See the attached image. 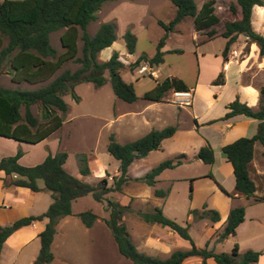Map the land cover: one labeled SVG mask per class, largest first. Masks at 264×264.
<instances>
[{
  "label": "trees",
  "instance_id": "trees-1",
  "mask_svg": "<svg viewBox=\"0 0 264 264\" xmlns=\"http://www.w3.org/2000/svg\"><path fill=\"white\" fill-rule=\"evenodd\" d=\"M115 0H3L0 2V75L6 70L16 84L37 85V88L24 89L0 85V137L13 139L28 144H38L56 133L64 123V115L68 112L65 95H71L76 101L79 97L75 88L83 83H92L96 88L110 82L114 95L121 101L132 104L138 100L134 85L126 82L122 71L127 66L119 59V53L114 51L107 61H100L98 56L117 40L116 27L111 22L102 23L97 32L91 36L88 26L96 20V12L107 2ZM175 6V16L169 23L159 21L164 29L156 53L138 57L129 68L135 69L142 63L157 67L164 63L163 47L169 35L176 26L188 17L194 19L197 31H208L209 37L216 34L213 26L220 22L215 12L214 1H206L198 9L195 0H171ZM264 6V0H234L229 10L233 19L225 22L221 37L225 39L222 56L226 57L230 47L240 35L247 41L256 44L259 55L264 57V35L257 32L252 25V13L255 7ZM64 30L60 41L64 51L58 53L51 44V35ZM128 54L135 53L137 38L129 30L123 35ZM79 42L82 43L80 48ZM176 52H180L177 50ZM74 62L79 67L74 70H62L64 64ZM223 71L218 74L212 85H224ZM190 87L177 77H168L156 81L155 86L144 93L143 100L161 102L170 91L189 92ZM39 111V117L33 108ZM228 112L217 121L227 120L237 115H243L257 120L256 134L251 138H239L222 147V153L231 164L235 176V191L247 198L253 197L256 202H264L263 197H255L256 185L250 177V166L254 158V147L260 143L264 149V86L260 89L258 109H254L238 98L230 102ZM216 122L212 121L211 123ZM177 131V126L171 125L163 129H153L144 136L127 143H120L115 135L109 136L107 152L119 161L118 175L109 185L106 178L97 184H91L70 174L64 165L66 152L49 154L43 162L35 166H24L19 163L23 152L18 150L14 156L0 160V172L7 176H16L11 184L29 188L39 192L45 190L51 194L52 202L46 212L37 216L22 217L8 226H0V256L7 238L16 230L29 226L37 221H45V228L39 234L40 250L33 264H53L55 255L52 243L57 233L59 221L73 215V203L79 198L91 197L95 202H106L109 213L103 221L110 230L119 254L132 264H183L187 257L198 256L206 264L213 258L216 264H253L257 263L262 252L247 250L239 253L238 244L234 245L231 254L216 253L213 249L199 248L189 234V224L181 225L167 217L161 208L151 207L149 210L135 211L130 204L123 205L106 196L112 192H122L130 182H140L154 187V196L166 198L170 188H156L157 177L167 169H174L189 160L185 153L166 159L138 178H131V165L146 158L150 152L159 150L165 139L171 138ZM264 156V151H263ZM197 160L205 164L215 162L214 150L210 144L202 146ZM79 173L82 176L91 174L88 156L85 153L77 156ZM213 178L212 174L207 175ZM42 181L44 188L38 182ZM194 180H191V183ZM220 188L228 194L223 187ZM192 184L190 199L192 198ZM230 195V194H228ZM135 212L144 222L168 227L188 241L189 250H176L168 258L161 259L140 252L134 244L123 216ZM189 215L194 220L207 219L213 223L220 221V214L215 209H209L205 203L201 209H190ZM87 228L94 226L98 215L92 210L76 214ZM245 207L237 206L231 209L227 220L218 233L216 242H223L236 235L237 227L244 221Z\"/></svg>",
  "mask_w": 264,
  "mask_h": 264
},
{
  "label": "rangeland",
  "instance_id": "rangeland-1",
  "mask_svg": "<svg viewBox=\"0 0 264 264\" xmlns=\"http://www.w3.org/2000/svg\"><path fill=\"white\" fill-rule=\"evenodd\" d=\"M2 1L0 0V2ZM195 1L198 9H200L209 0ZM213 1L215 12L220 19V22L212 27L216 32L214 36L209 37L207 34L210 29L197 31L194 27V19L188 17L176 26L174 32L166 40L162 49L164 52L163 64L151 67L148 63H142L141 66L135 69H131L129 66L135 63L138 57L143 54L151 57L156 53L157 45L164 35V29L158 22L169 23L175 16V6L171 0H115L105 3L96 12V20L89 24L88 32L93 36L104 22H111L115 25L117 40L111 47L101 51L98 58L100 61H107L114 51L119 53V59L127 66L122 71V77L126 82L134 85L138 100L133 104L121 101L114 95L109 81L99 88H96L92 83L78 85L75 88V93L79 97L78 101L73 99L71 95L64 96L69 109L64 115L62 127L50 138L58 144L55 145L56 147L51 146L52 151L44 148V151L48 152L47 155L66 152L68 157L64 167L67 172L91 184H97L106 178L108 184L113 185V178L118 175L120 163L107 152L109 136L114 134L116 140L120 143L131 142L141 136L139 133H131L129 126L121 122L119 118L122 115L128 116L131 110H137L140 105L148 104V101L142 99L144 93L151 90L156 81H162L169 75L184 80L190 86L197 85L198 87L193 108H186L185 110L187 114L183 121L184 124L190 121L188 115H193V113L201 121L221 117L226 110V105L236 98V78L232 73L236 67H232L229 72L226 86L215 87L211 85V81L217 77L216 71L221 66V61H223L221 69L223 72L226 68L225 64L229 63L230 60H237V62L243 64L247 57L251 56L250 45L252 43H249L245 36L240 35L230 47L226 57L222 56L226 41L221 37V34L225 22L233 19L229 6L234 0ZM252 25L257 32L264 35V6L253 9ZM127 30L131 31L137 38L135 53L132 55L128 54L123 40V35ZM63 31L51 35V44L57 49L58 53L64 51L60 41ZM79 46L81 48V42H79ZM177 50H180V52H176ZM261 58L258 55L253 59L249 70H246L242 75L244 81L257 79L261 83L264 80V72L258 71ZM78 67V64L70 61L64 64L61 71L67 69L74 71ZM144 67L146 69L143 70ZM0 85L11 88L33 89L43 84H16L12 82L10 74L5 70L0 75ZM214 95L217 98H214ZM165 99L166 102L174 104L180 102L188 106L192 103V94L190 92L189 97L177 96L176 92L170 91ZM33 111L39 117L38 109L34 107ZM167 115V121L170 124L174 123L175 117L169 113ZM189 130L187 128L182 130L186 136H189L164 142L162 149L152 151L146 158L139 160L130 169L129 176L136 178V176L143 175L162 161L180 155V153L191 154L193 148L200 142V136H190ZM82 153L88 156L91 169V174L87 176H82L79 173L77 156ZM187 164L176 169L170 175L176 178V181L173 183L172 194L168 203L163 207V212L167 217L183 226L189 224L191 238L197 247L203 249L207 243L205 233L201 230V222L191 225L192 222H188V212L192 204L190 199L191 178L202 176L208 171L209 166L202 161L191 159L187 161ZM216 176L221 182V177ZM201 182H204V180H200L197 185L200 192L197 194L196 204H199L206 191L204 183L201 184ZM156 187L166 188L167 184H158ZM153 192L154 190L148 188L147 185L132 181L124 187L122 192H112L106 197L123 205L130 204L135 211H146L152 207L151 200L154 201L153 197H155ZM260 205L262 204H255L254 208L250 209L248 213L258 214L260 207H262ZM105 208L106 202L98 203L91 197H84L76 201L75 210H92L98 215V222L96 221L98 228L96 229L105 241L100 239L97 243H91L82 234V238L79 237V240H77V246L68 243L55 248L56 259H54L53 264H132L119 254L111 232L103 221L109 215ZM123 217L125 222L131 225L134 236L141 237L140 235L147 233L145 227L141 226L140 228L138 227L140 225L136 224L139 216L135 212L126 213ZM218 233L213 239H216ZM239 239L242 240V234L239 237L235 235L230 239L227 238V241L225 240L219 244H216L215 241V244L213 243L208 249H215L218 253L231 254L234 245L239 244ZM68 242H72V240ZM73 244L76 245V242L73 241Z\"/></svg>",
  "mask_w": 264,
  "mask_h": 264
},
{
  "label": "crops",
  "instance_id": "crops-1",
  "mask_svg": "<svg viewBox=\"0 0 264 264\" xmlns=\"http://www.w3.org/2000/svg\"><path fill=\"white\" fill-rule=\"evenodd\" d=\"M250 48L251 56H248L243 64H240L237 62V60H230L229 63L225 64L226 68L223 72L225 76L224 85H212V82L216 78L211 81V85L215 87L226 86L228 82V76L230 74L229 72L231 71L232 67H236V69L232 72L236 78V98H238L242 103H245L254 109H258L260 102V89L264 86V80L260 83L257 79H251L247 82L242 79L243 73L246 70H249L253 59L259 55V48L256 44H251ZM222 67L223 61H221V66H219L216 71L217 76L220 72H222ZM258 71L264 72V57L261 58ZM168 77L174 76H166V78ZM188 86L190 87L189 92L192 94L191 105L185 106L180 102L177 104L168 101L166 102L165 97L161 102L148 101V104L140 105L137 110H131L128 116L122 115L119 120L129 126L131 133H139L141 135L139 137L144 136L153 129H163L171 125L177 126L176 133L171 138L165 139L162 142L160 149H162L164 142L170 140L174 141L182 137L184 138L186 134L182 130L186 128L190 129V136H200V142L196 147L193 148V152L191 154L185 153L188 158L193 161H197L195 156L197 155L199 149L206 144H210L214 150L215 162L211 165L207 164L209 166L208 171L202 176L191 178L194 181L191 183L193 187V193L190 209H201L203 204L206 203L209 209H215L219 212L220 221L216 223H213L207 219L195 221L191 215H188V222H192L190 223L191 225H196V222H201V230H203L205 233L206 243L208 244V247H210L213 243L215 244L216 239H213V237L218 232L220 233L222 231L231 209L237 206H244V221L236 229V235L238 237L240 234H242V240L239 239V244L237 243L239 246V253L242 254L247 250L262 252L258 262L253 264H264V202H256L253 197L247 198L236 193L233 168L222 153V147L225 145L230 144L239 138L253 137L257 132L259 122L243 115H237L227 120L217 121L228 112V109L225 107L226 110L224 114L219 118L201 121L200 118H197V115L193 113V115H188L190 117V121L184 124L183 121L185 120V115L187 114L185 110L186 108H193L198 88L197 85ZM215 95L214 98H217ZM167 113L175 117L176 120L174 123L170 124V122L167 121ZM212 121L216 122L211 123ZM204 131L208 132L204 133ZM51 136L38 144H28L24 142H18L13 139L0 137V160L5 157L14 156L18 150H21L23 152V156L19 159V163L21 165L35 166L40 164L48 156V152L44 151V148L51 150V146L58 144L56 141H52L50 139ZM263 151V146L260 143H256L254 147V158L249 170L250 177L256 185L255 197L264 196ZM138 161L139 160L135 161L131 165L130 169L135 166ZM185 165H188L187 162L186 164H182L181 166H178L174 169L164 170L157 177L156 185L167 184L166 188L163 187L160 189L170 188V192L166 198L153 197L154 201L151 200L152 207H159L163 211V207H165V205L168 203V200L172 194L173 183L176 181V178H173L170 175L176 169ZM208 174H212L214 179L208 177ZM143 175L136 176V178ZM216 175L221 177V182H219ZM15 177L16 176H7L3 171L0 172V226H8L22 217L40 215L46 212L52 202L51 194L45 190L34 192L29 188L12 185L11 181ZM202 179L204 182H201V184L204 183L206 191L202 200L199 201V204H196L195 202L198 197L197 194L200 192L197 185ZM41 182L42 181H39L38 185L43 189L44 184ZM220 186L223 187L230 195L225 193L220 188ZM150 188L154 190V187ZM76 201L73 203V215L62 218L57 225V233L52 243V251L54 252V255L55 248L59 247L60 245L71 243L73 246H77V240H79V237L82 238V234L89 241H91V243H97V241L99 242L100 239L104 240V237L99 235L98 229H96L98 228V221L93 227L87 228L76 216L77 213L82 212L74 209ZM255 204H262L260 205L262 206L260 207L262 210L259 209L258 214H249V210H252ZM123 220L125 222L124 217ZM45 223V221H37L29 226L22 227L11 234L5 241L1 251L0 264H33L40 250L39 234L44 230ZM125 224L137 249L148 256L166 259L176 250L185 251L191 248V245L188 241L182 239L168 227L146 223L139 217L136 224L140 225L138 226L140 228L141 226L145 227L147 233L145 232L146 234L140 235L141 237H136L132 232L130 227L131 225H128L126 222ZM70 239L72 242H68L71 241ZM228 239H230V237ZM73 241L76 242V245L73 244ZM219 243L221 242H216V244ZM213 250L216 252L215 249ZM183 264H203V260L201 257L191 256L187 257L183 261ZM206 264H216V262L213 258H209L207 259Z\"/></svg>",
  "mask_w": 264,
  "mask_h": 264
},
{
  "label": "built area",
  "instance_id": "built-area-1",
  "mask_svg": "<svg viewBox=\"0 0 264 264\" xmlns=\"http://www.w3.org/2000/svg\"><path fill=\"white\" fill-rule=\"evenodd\" d=\"M146 69V67L143 68V70ZM177 96H190V92H176Z\"/></svg>",
  "mask_w": 264,
  "mask_h": 264
}]
</instances>
